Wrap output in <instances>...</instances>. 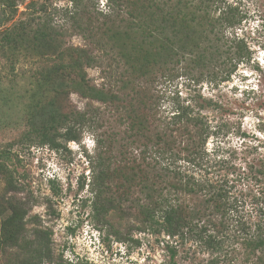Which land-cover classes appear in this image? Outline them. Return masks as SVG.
Segmentation results:
<instances>
[{
  "label": "rangeland",
  "instance_id": "obj_1",
  "mask_svg": "<svg viewBox=\"0 0 264 264\" xmlns=\"http://www.w3.org/2000/svg\"><path fill=\"white\" fill-rule=\"evenodd\" d=\"M17 1V11L4 26L29 19L31 8L38 13L58 10L54 18L60 23L62 9L71 6L70 0ZM83 3L108 11L107 0ZM221 5H229L238 19L224 29L225 37L246 47L228 76L211 80L204 69L179 63L172 65L170 78L151 81L156 76L147 74L143 59L124 55L121 38L114 41L117 47L109 40V45L91 49L95 62L85 66L87 83L107 95L105 102L92 98L74 76L38 73L64 46L84 48L86 40L79 34L67 31L60 42L39 46L31 38L35 24L30 22V34L20 45L0 47V264L26 255L31 264H264V0H222ZM100 39L105 42L108 36ZM154 72L160 74L159 69ZM6 93L10 101L4 102ZM151 94L158 96L162 116L177 104H188L208 126L199 164L179 158L174 162L226 194L228 210L223 214L204 206L209 191L175 196L199 209L197 228L206 229L201 237L169 235L158 223H143L138 213V204L147 201V165L138 151L152 145L160 130H147V119L141 117ZM87 107L100 109L102 127L73 123L77 139L59 136L53 147L40 143L43 127ZM133 116L141 127L136 136L128 130ZM101 149L105 154L110 149L112 168L125 172L109 181L118 209L99 222L90 206L89 161ZM14 210L24 214L9 239ZM208 237L213 239L210 245Z\"/></svg>",
  "mask_w": 264,
  "mask_h": 264
},
{
  "label": "trees",
  "instance_id": "obj_2",
  "mask_svg": "<svg viewBox=\"0 0 264 264\" xmlns=\"http://www.w3.org/2000/svg\"><path fill=\"white\" fill-rule=\"evenodd\" d=\"M17 2V0H0L2 50L5 46L20 45L24 36L30 34L28 30L30 22V25L35 24L31 38L41 46L60 42L67 31L79 34L86 40L84 48L74 45L64 46L54 57L55 59L43 65L38 73L43 76L48 72H61L74 76L92 93V98L102 102L108 99L107 95L102 90L89 86L85 66L95 62V57L90 56L91 49L95 45L100 48L105 47L110 44L109 40H112L111 47H117L114 41L121 38L126 44L122 51L124 55H130L133 61L143 59V64L147 65V74L152 73L156 76L151 81L157 77L170 78L174 73L172 65L179 63L204 69L203 74L211 80H216L218 77L223 79L231 73L237 61L246 52L241 40L224 35V29L234 26L238 23V19L229 5L222 9V0H107V12L96 9L93 5L89 7L83 3V0H70V8L62 9L60 23L54 18L59 13L58 10L49 12L42 10L38 13L31 8L29 19L4 26L17 11ZM218 8H221V12L213 16L211 12ZM3 26L4 28L1 29ZM98 33L100 36L96 38ZM105 35L108 39L101 42L100 37ZM5 54L3 51L2 55ZM221 64L226 65L227 68L223 71L220 68L215 69ZM132 68L135 71L140 69L133 66ZM156 69H159V75L155 74ZM11 71H14L12 64ZM33 72L30 76H34ZM114 96L111 95L110 98ZM150 96L148 95L147 98ZM157 98L158 96L152 97L150 103L147 99V113L141 116L142 120L147 119V130L149 126L158 127L160 130L155 134L152 145L144 144V147L139 148L138 151L147 165V201L138 204L137 210L143 223L149 226L158 223L169 235L182 236L186 233L201 237L206 229L197 228L196 218L199 209L180 202L175 196L180 194L192 196L201 190L209 191L204 206H212L214 210L223 214L228 210L226 194L223 189L214 190L210 183H201L193 174L175 167L174 162L179 158L194 166L199 164L209 132L208 126L188 104H177L169 111L170 115L162 116L159 114ZM6 100L10 101L8 93L4 94V102ZM137 119L138 117L133 116L128 126V130H133V136L141 132V127L136 123ZM103 121H105L104 116L98 107H87L72 116L59 117L55 123L43 127L39 133L40 143L57 146L59 136L77 139L76 133L72 130L73 123L81 126L95 124L96 127H102ZM60 128H64V131L60 132ZM111 134L108 139L111 138ZM99 142L100 139H97V143ZM89 162L92 172L89 181L93 192L90 205L92 217L100 222L119 207V200L109 194V181L125 170L112 168L113 159L110 149L106 154L102 149L99 150L94 157H90ZM134 167L137 168V172L142 171L140 165ZM10 175L7 177L8 182L11 181ZM23 214L24 212L14 210L13 217L16 219L12 222L14 229L8 231L7 238L11 239L15 236ZM211 241L213 239L210 237L206 239L209 245ZM10 264H31V261L26 255L12 260Z\"/></svg>",
  "mask_w": 264,
  "mask_h": 264
}]
</instances>
